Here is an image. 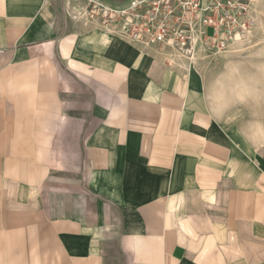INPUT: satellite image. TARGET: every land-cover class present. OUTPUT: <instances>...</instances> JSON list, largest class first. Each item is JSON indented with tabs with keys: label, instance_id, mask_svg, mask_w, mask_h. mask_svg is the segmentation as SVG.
I'll use <instances>...</instances> for the list:
<instances>
[{
	"label": "crops",
	"instance_id": "obj_1",
	"mask_svg": "<svg viewBox=\"0 0 264 264\" xmlns=\"http://www.w3.org/2000/svg\"><path fill=\"white\" fill-rule=\"evenodd\" d=\"M256 12L249 47L168 66L0 0V264H264Z\"/></svg>",
	"mask_w": 264,
	"mask_h": 264
},
{
	"label": "built area",
	"instance_id": "obj_2",
	"mask_svg": "<svg viewBox=\"0 0 264 264\" xmlns=\"http://www.w3.org/2000/svg\"><path fill=\"white\" fill-rule=\"evenodd\" d=\"M255 8V0H131L119 7L95 5L91 19L144 51L168 55L166 64L173 66L246 43L256 25Z\"/></svg>",
	"mask_w": 264,
	"mask_h": 264
},
{
	"label": "rangeland",
	"instance_id": "obj_3",
	"mask_svg": "<svg viewBox=\"0 0 264 264\" xmlns=\"http://www.w3.org/2000/svg\"><path fill=\"white\" fill-rule=\"evenodd\" d=\"M129 1L130 0H54V4L55 7L60 10L62 14L66 15L68 19L72 20V22L74 21L78 25L93 24V26H98L96 21L91 19V16L96 12V9H94L95 5L113 4L117 6ZM255 1L258 2L259 0ZM261 3H263V5L259 4V8L256 7L255 9L259 11L261 20H264V0H262ZM211 33L212 32L209 31V34ZM249 41L248 39V47L250 46ZM259 43L264 44V38H262Z\"/></svg>",
	"mask_w": 264,
	"mask_h": 264
}]
</instances>
